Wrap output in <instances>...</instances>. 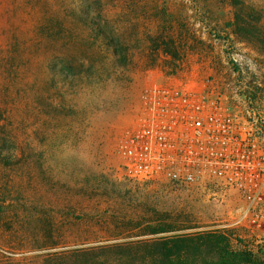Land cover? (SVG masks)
<instances>
[{
	"label": "rangeland",
	"instance_id": "1",
	"mask_svg": "<svg viewBox=\"0 0 264 264\" xmlns=\"http://www.w3.org/2000/svg\"><path fill=\"white\" fill-rule=\"evenodd\" d=\"M18 1L0 0V132L12 133L16 145L11 148L19 154L34 149L45 153V172L51 183L58 184L62 198H54L45 183L36 185V190H28V197L40 199L41 206L33 209L34 203L27 202L26 194L21 193L27 190L28 180L21 171L10 173L18 192L7 196L3 173L7 177L8 170L4 172L0 166L2 198L13 199L32 216L30 225L18 227V231L2 227L0 264H48L47 253L40 250L36 240L39 230L35 215L41 211L55 214L59 220L63 237L58 251L73 253L83 248L80 250L90 251V259L97 257L96 264H115L121 251L129 256L123 264L137 262L132 258L136 247L127 250L126 242L134 235L160 229L159 225L183 228L188 234L231 231L247 237L256 253L264 256V58L254 47L235 38L233 10L214 9L220 23L230 24H212L209 29L189 12L190 29L203 41L202 50L189 54L184 68L176 74L169 70L166 56L149 57L143 50L132 49L130 59L123 62L100 41L95 52L101 54L92 55L90 60L93 66L68 80L55 72L60 61L48 63V55L34 57L26 69L11 67L16 55L13 45L23 32L17 16ZM112 1L107 2L105 16L113 25H122H116L119 13L129 17L138 14L129 0L109 4ZM133 1L142 4L140 7L145 5L139 7V14L142 10L147 13L138 19L141 32L155 25L151 17L164 1L171 10L183 8L185 2ZM85 7V0H76L75 15ZM229 34L232 40H227ZM52 78L56 91L50 93L48 81ZM206 90L220 94L226 112L235 114V174L219 177L204 173L192 184L130 177L118 146L141 122L146 106L158 99L160 92ZM37 99L52 105L50 117L39 121L27 111ZM64 100L68 105L63 106ZM40 127L45 129L43 134L37 132ZM62 207L87 222H64L58 210ZM117 235L127 238L116 241ZM23 246L29 250L13 261L3 252ZM215 261L214 255L208 257V262Z\"/></svg>",
	"mask_w": 264,
	"mask_h": 264
},
{
	"label": "trees",
	"instance_id": "2",
	"mask_svg": "<svg viewBox=\"0 0 264 264\" xmlns=\"http://www.w3.org/2000/svg\"><path fill=\"white\" fill-rule=\"evenodd\" d=\"M85 1V9L76 16L74 10L76 0H19L17 16L23 32L17 35L18 39L13 45L16 55L11 60V67L26 69L31 65L34 57L48 55V63L54 59L60 61V68L55 72L72 80L75 74H80L93 66L90 60L93 59L92 55L101 54V51L95 52L97 42L101 41L108 50L112 48L114 54L120 56L123 62L130 59L132 49L143 50L142 52L149 57L166 56L170 59L169 70L172 74H176L184 68L189 54L202 50L200 46L203 41L194 29H190L189 12H193L194 19L206 29H209L212 24L215 26L223 23L229 25L230 22L220 23V18L214 12L216 8L233 10L235 38L254 47L261 55V59L264 58V1L185 0L183 8L172 10L168 7L167 1H164L163 6L156 7V14L151 17V19L154 18L155 25L143 28L145 29L143 32H141L138 19L147 13L142 10L139 14V7L142 4L138 1H128L132 8L137 7L138 14L129 17L124 13H119L116 25L117 22H121L122 25L117 26L105 16L107 2L112 0ZM117 2L113 0L109 4H117ZM143 7L145 5L140 8ZM230 37L229 34L227 40H232ZM262 66H264L263 62ZM241 71L244 69L241 68ZM48 84L50 93L53 90L56 91L54 78L49 80ZM66 105L68 102L64 100L63 106ZM32 107L33 109H27V111L37 115L39 121L50 117L54 112L52 105L47 106L44 100H35ZM5 129L7 128L4 127L3 130ZM44 131L45 129L41 127L37 130L38 134H43ZM14 140L10 131L0 132V166L4 172L8 170L7 177L3 173L5 194L14 196L15 192H18V189H15L16 180L10 181L13 175L10 173L21 171L20 173L28 178L25 181L27 190H22L21 193L23 196L26 194L27 202L34 203L33 209L37 210L41 206L40 199L28 197V190H36L38 188L36 185L45 183L46 186H50L49 190L54 198L57 200L62 198L58 184L51 183L45 172V153H39L34 149L27 154H19L11 148L12 145H16ZM41 140L44 142V139ZM2 196L3 193L0 194V239L4 234L1 231L2 227L18 231V227L29 226V219L32 217L26 210H22V206L16 205L13 199L7 201ZM64 208L58 209L64 222L68 224L87 222L83 216H75V213L66 210L67 207ZM35 218H37L39 230L36 240L41 245L40 250L47 253L46 263L96 264L97 257L90 259L88 254L90 251L80 250L83 248H77L78 250L73 253L58 251L60 239L63 236L58 228L59 220L55 214H46L41 211L35 215ZM164 227L165 225H159L160 229L156 231H145L134 235L133 240L129 237L128 242L130 243L126 242V248L128 250V247H136L137 250L132 258L138 261L130 263L127 259V263L264 264V256L256 253L255 247L248 244V238L245 236L236 235L231 231L188 234L183 228L167 227L165 229ZM151 235L155 237L154 240L144 239ZM121 238L127 237L117 235L114 240L120 241ZM24 242L28 244L29 241L24 240ZM25 247H14L9 251H1L13 261L19 254L29 250ZM211 255L216 257L214 263L208 262V257ZM125 258H129L127 252L121 251L116 255L114 263L123 264Z\"/></svg>",
	"mask_w": 264,
	"mask_h": 264
},
{
	"label": "built area",
	"instance_id": "3",
	"mask_svg": "<svg viewBox=\"0 0 264 264\" xmlns=\"http://www.w3.org/2000/svg\"><path fill=\"white\" fill-rule=\"evenodd\" d=\"M118 146L138 181L192 184L202 174H235V114L213 91L160 92Z\"/></svg>",
	"mask_w": 264,
	"mask_h": 264
}]
</instances>
